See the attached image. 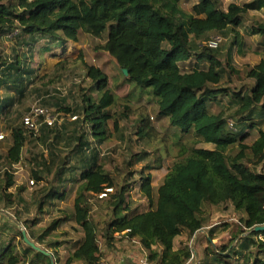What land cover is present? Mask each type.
<instances>
[{"label": "trees", "instance_id": "trees-1", "mask_svg": "<svg viewBox=\"0 0 264 264\" xmlns=\"http://www.w3.org/2000/svg\"><path fill=\"white\" fill-rule=\"evenodd\" d=\"M243 1L222 10L218 0H198L186 12L181 0H0V122L7 133L0 140L6 145L0 159V211L9 214L0 222V264H97L116 262L133 250L148 264H190L194 257L197 264H264V231H253L264 226V20L248 31L260 39L261 60L243 73L232 66V50L242 44L237 30L248 12L264 10V0ZM106 27L108 36L97 48L111 56L121 74L127 71L125 80L139 95L149 96L157 117L178 129L179 139L192 136L211 149L188 151L171 144V135L158 136L149 117L138 112L134 136L154 149L128 161L149 160L155 166L123 169L121 175L106 169L110 157L104 148L126 117L115 116L118 100L106 74L80 54L76 60L85 85H72L61 96L53 79L40 76L37 68L45 54L65 66L72 61L68 45L75 46L80 35L99 38ZM210 35L229 43L200 48ZM190 59L192 69L181 71L179 65ZM34 100L61 120L42 124L36 135L22 123ZM26 146L34 186L29 202L22 197L24 186L10 192L12 165L23 160ZM174 149L177 154L153 201L149 170L160 169ZM106 188L112 192L99 199ZM131 193L146 200L149 210L136 211ZM70 196L71 221L82 237L62 256L60 247L71 244L65 234L54 238L63 220L37 225L41 215ZM88 196L99 204H89ZM205 206L240 214L239 232L214 247L205 234L207 246L197 256L185 246L175 249L177 237L185 234L190 240L209 227ZM94 215L100 217L94 220ZM20 227L50 256L23 243Z\"/></svg>", "mask_w": 264, "mask_h": 264}, {"label": "rangeland", "instance_id": "rangeland-1", "mask_svg": "<svg viewBox=\"0 0 264 264\" xmlns=\"http://www.w3.org/2000/svg\"><path fill=\"white\" fill-rule=\"evenodd\" d=\"M220 8L225 10L230 3L235 4H242L243 0H218ZM198 0H181L180 7L182 10L189 12L192 5L197 3ZM264 20V10L259 12H248L244 16V21L242 26L237 30L239 33V39L242 44L233 48L232 50V66L239 72L243 73L246 70L255 66L261 60V52L259 47L260 39L251 36L248 34L249 29L257 24L259 21ZM109 27L102 32L101 37L95 38L90 35H80V41L74 45H68L67 51L69 61L63 65V67L59 66L60 64L54 57L49 55H43L42 60L43 64L41 66H37V68H41V73L43 75H48V81L51 80V85L55 86V89L60 93L61 96L65 95L70 88L71 84L77 85H85V79L82 73V66L77 64V58H79L80 54H83L84 61L91 66L99 68L102 72H104L109 80L108 86L110 90L114 93L117 97L118 103L114 107V112L116 117H121L123 114H126V117L119 122V128L116 133L112 134V137L108 140L107 145L104 148L105 154L110 157L109 162L105 164L106 169L111 173H116L121 175V170L130 171V172H140L146 171V166L149 165L150 167L155 166V164L151 163V161H144L141 163L134 164L132 161H128L131 155L140 154V152H149L152 154L154 146L148 145L144 141H137L136 137L134 136V127L137 123V113L143 112L145 115L149 117L151 125L157 130L158 136H170L171 137V144L179 147L181 145L185 146L188 151H191L195 148H204V149H211L213 146L197 143L195 138L192 136H188L187 138L179 139L178 129L169 127L167 119L165 118H158L157 117V107L153 101L150 100L147 94L139 95L138 90L134 88V85L130 82L125 80V77L120 73L119 68L114 63L113 59L107 53L101 51L97 48L99 45L103 44L108 36ZM217 36V35H210ZM222 41L221 43H226L228 45L229 41L227 38H223L221 35H218ZM222 43V46H223ZM225 45V46H226ZM203 41L200 43V48H203ZM73 50L74 53H73ZM226 51V47H224L223 52L224 54ZM71 52V53H69ZM76 58V59H75ZM37 60V59H36ZM76 60V61H73ZM225 60V58H224ZM194 64V59H190L188 62L180 64V69L183 72H188L192 69ZM61 67V68H60ZM63 68V69H62ZM62 69V70H61ZM225 80V79H224ZM223 80V81H224ZM88 86V85H87ZM51 87V86H49ZM128 102V103H127ZM29 103V102H27ZM38 101H33L28 104L30 107L37 104ZM128 104L130 109L128 112L125 113L124 105ZM256 138L255 133H253L252 140ZM169 141L166 142V145ZM170 143L168 147L170 146ZM3 148H6L3 146ZM165 149V148H162ZM164 153V151L162 150ZM4 153V149L2 150V146L0 147V154ZM162 153V154H163ZM177 154L176 149H174L170 153V157L166 156L164 161L162 162L160 169H150L149 173L152 176L153 182V192L152 198L153 201L156 200V191L157 188L162 184L166 174L168 173L173 160L174 156ZM126 162V163H125ZM127 162H131V164L127 165ZM123 170V171H124ZM20 172V173H19ZM16 175L15 179L17 180V185L24 186V192L22 197L27 200L28 202L31 201V193L33 192L31 185L28 182V176L25 174L24 168L19 171ZM25 174V175H24ZM25 176V178L23 177ZM125 175V173H124ZM73 195V194H72ZM72 200L70 198L62 203L54 204V207L51 209V212L46 215H41L39 217L40 223L37 227L44 228L46 227L52 220L54 219H61V225L57 228L56 234L54 238L63 239L61 236L65 234V239L70 241L71 244L65 247H60L59 249L60 254L62 256H66L68 249L72 246L75 242L77 243L81 237L82 232L79 227L71 221L72 216ZM89 204H99L95 203V200L91 199L90 196L87 197ZM129 200H131V205L136 209L138 212H145L149 210L148 202L139 197V195L131 193ZM97 208L94 207V211ZM34 212L28 214L29 217L33 216ZM204 214L210 215L211 223L209 227L204 228V230L198 232L196 236L192 239H187L185 234H182L180 237H177L174 240V248L177 249L178 247L185 246L191 250L194 256L200 254V252L207 246V242L204 238L207 239L205 234L208 235V240L214 246L221 245L227 242L235 233L239 232V225L241 215L232 211L231 208H228V211L218 212L214 211L213 207L205 206L204 207ZM100 217V216H99ZM97 216H93V219L99 218ZM67 218V219H66ZM227 230L223 231L220 228L221 225H225ZM237 226V227H236ZM21 230V229H20ZM209 232L213 236V238L209 237ZM26 233V231H25ZM263 238V237H260ZM49 254L50 252L47 251ZM136 251L133 250L132 255L137 257V261L140 258L139 254L135 253ZM197 253V255H196ZM118 259V258H117ZM196 257L193 258V261L190 264H197ZM114 261V258H113ZM115 262V261H114ZM78 264V263H76Z\"/></svg>", "mask_w": 264, "mask_h": 264}, {"label": "built area", "instance_id": "built-area-1", "mask_svg": "<svg viewBox=\"0 0 264 264\" xmlns=\"http://www.w3.org/2000/svg\"><path fill=\"white\" fill-rule=\"evenodd\" d=\"M222 39L219 36H212L208 37L203 41V46L207 47L209 49L216 48L220 43ZM76 117L71 118V120H75ZM61 121L58 120V116L55 114H52L51 111H49L46 108L40 107L39 105L35 104L30 107L29 112L23 117L22 123L24 127L33 135H36L38 133V129L42 124H46L47 126H52L56 122ZM3 139V135L0 134V140ZM29 184L32 186L33 182L30 181ZM112 189L106 188L103 190L102 193L98 195L99 199H103L107 196V194L111 193ZM97 264H110L108 262H99ZM138 264H148L146 260L140 259L138 261Z\"/></svg>", "mask_w": 264, "mask_h": 264}, {"label": "crops", "instance_id": "crops-1", "mask_svg": "<svg viewBox=\"0 0 264 264\" xmlns=\"http://www.w3.org/2000/svg\"><path fill=\"white\" fill-rule=\"evenodd\" d=\"M67 51H70V50H67ZM74 51L75 50H73V53H74ZM69 53H71V52H69ZM67 54H68V52H67ZM66 54V56L68 57V55ZM45 55H48V54H45ZM77 58V57H76ZM75 58V59H76ZM55 60H57V62L59 63L62 59H59V58H54ZM40 76H44L43 74H41ZM72 85H77V84H71V86ZM70 86V87H71ZM35 101H38V100H34V102ZM4 127V124L2 123V122H0V134H2L4 137L5 136H7V133L6 132H3L1 129ZM0 144H1V146H2V150L4 149V152L6 151V148H3V146H5L6 147V145L3 143H1L0 142ZM3 154H0V159H1V156H2ZM26 157H28V152H27V146L24 148V150H23V152H22V159L23 160H25V158ZM22 160V161H23ZM20 161V163H18V164H14V165H12V168H13V170H14V176L16 177V175L18 174V172L19 171H21L22 170V168H24V170H25V174L28 176V177H30V171H29V169H28V166H27V161L25 160V162L23 161ZM3 165H4V163L3 162H1L0 161V169H2V167H3ZM20 173V172H19ZM24 174V175H25ZM23 175V177L25 178V176ZM28 180V182H30V181H32L30 178H28L27 179ZM33 182V181H32ZM17 180L15 179V187L13 188V189H11V191L10 192H13L14 190H15V188L16 187H19V185H17ZM33 186V185H32ZM32 186H30V187H32ZM8 216H9V214L7 213V212H5V211H0V222H4V220L5 219H8ZM20 229H21V227H20ZM21 231V230H20ZM140 259H138V261H139ZM138 261H137V257L135 256V255H132L131 253L129 254V255H127V256H125V257H123V256H121V257H118V259L116 260V262H114L113 260H109V261H106V262H108V263H110V264H138Z\"/></svg>", "mask_w": 264, "mask_h": 264}, {"label": "water", "instance_id": "water-1", "mask_svg": "<svg viewBox=\"0 0 264 264\" xmlns=\"http://www.w3.org/2000/svg\"><path fill=\"white\" fill-rule=\"evenodd\" d=\"M124 77H127V71L126 70H122L121 71ZM254 232H262L264 231V226H260V227H256L253 230ZM21 234H22V240L23 243H25L27 246L31 247L32 249L40 252L41 254H43L44 256H50V254L48 252H46L45 250L41 249L40 247L36 246L32 241H30L28 239V237L26 236L25 230L21 227Z\"/></svg>", "mask_w": 264, "mask_h": 264}]
</instances>
